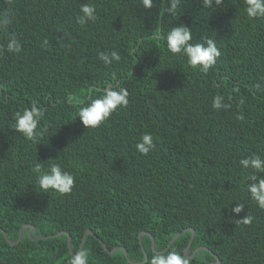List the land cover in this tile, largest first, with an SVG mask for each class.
<instances>
[{
    "label": "trees",
    "instance_id": "obj_1",
    "mask_svg": "<svg viewBox=\"0 0 264 264\" xmlns=\"http://www.w3.org/2000/svg\"><path fill=\"white\" fill-rule=\"evenodd\" d=\"M82 3L95 6V22L76 23ZM153 5L0 0V14L12 17L0 45L10 35L22 45L19 54L0 52V95L8 98L0 103V264H67L87 230L80 249L89 264H144L169 246L185 255L191 234V264H264V209L249 197L251 170L239 165L264 158V19L246 16L245 0L216 9L185 0L179 17L164 12L166 0ZM181 23L192 43H217L221 56L207 74L167 51L164 37ZM112 50L121 60L105 66L99 53ZM117 83L128 106L85 128L79 108ZM216 95L226 108H212ZM33 103L46 109L37 141L13 127ZM145 133L156 146L142 155L136 144ZM37 161L42 172L58 163L72 173L73 191L40 193ZM236 204L245 206L239 214ZM102 244L124 247L127 257Z\"/></svg>",
    "mask_w": 264,
    "mask_h": 264
},
{
    "label": "clouds",
    "instance_id": "obj_2",
    "mask_svg": "<svg viewBox=\"0 0 264 264\" xmlns=\"http://www.w3.org/2000/svg\"><path fill=\"white\" fill-rule=\"evenodd\" d=\"M144 9L153 8V0H140ZM167 6L164 12L172 17H179L182 5L185 0H166ZM202 8L216 9L224 4V0H201ZM245 14L251 20L264 19V0H245ZM97 19V10L92 3H82L79 14L75 17L76 23L81 26L89 22H95ZM12 23L10 13L0 14V31H6ZM192 29L182 23L176 27L170 28L164 40L167 51L173 56L186 58L187 63L198 68L200 72L207 74L217 63L221 56L217 43L208 38L203 42L192 43ZM7 51L12 54H19L22 51L21 42L14 36L10 35L7 42L0 45V52ZM99 59L105 66H111L114 62L121 60L118 51L99 53ZM112 78L116 79L117 74L112 73ZM259 87V85H257ZM239 91L238 88L233 89ZM129 92L127 88L109 84L103 89L102 95L98 98H89L85 105L79 108L77 117L85 128H97L102 125L108 118L119 108L128 106ZM224 97L216 95L213 97L212 108L221 110L227 105L223 103ZM8 98L0 95V103H7ZM243 103V101H241ZM46 109L37 106L35 103L25 107L22 112L15 114V123L13 125L16 132L22 134L23 138L29 141H37L43 136L41 121L45 117ZM153 136L145 133L141 136L140 142L136 144V150L147 155L155 148ZM239 165L243 170H251L248 179L247 191L249 197L260 209H264V178L258 176L264 173V158L253 154L252 156L239 160ZM42 165L37 161L32 168L34 173L39 175L36 182L41 190L40 193H46L49 190L61 195L70 194L73 191L75 179L72 173L65 171L60 164H52L46 172L41 171ZM245 209L243 204H236L232 212L239 214ZM245 225L252 224L254 217L244 215L241 219ZM67 264H89V254L87 250L80 249L75 251L67 261ZM144 264H191V258L181 254L175 247L169 246L167 249L154 251L150 257H145Z\"/></svg>",
    "mask_w": 264,
    "mask_h": 264
},
{
    "label": "water",
    "instance_id": "obj_3",
    "mask_svg": "<svg viewBox=\"0 0 264 264\" xmlns=\"http://www.w3.org/2000/svg\"><path fill=\"white\" fill-rule=\"evenodd\" d=\"M26 226H27V224H24V225L21 226V228H20V230H19V236H18V239H17L16 241H10V240H8V242H9L10 244H16V243L21 239V236H22V230H23V228L26 227ZM32 231H33V226H31V229H30V231H29V235H31V232H32ZM61 232H63V231L57 232V233L54 234V235H57V234H59V233H61ZM86 234H92V232H91L90 230H87V231L85 232V234H84V236H83V239H82V243H83V241H84V238H85ZM179 234H180V232L176 233V234L171 238V240H170V242L168 243V245H170L171 242H172V241H173V240H174ZM192 235H193V234H191L190 240H189L187 246H186L185 249H184V254H185V255H186L187 249H188V247H189V245H190V241H191ZM49 236H50V235H49ZM5 237H6V236H5ZM31 238H32V237H31ZM32 239H37V238H34V237H33ZM139 242L141 243V240H140V234H139ZM82 243H81V245H82ZM67 245H68V247H69V249H70L69 236H68V243H67ZM81 245H80V247H81ZM102 245H103V248H104L108 253H111V252H113V251H115V250H117V249H122V250L124 251V255L127 257V252H126V250H125L124 247L116 246V247H114L113 249L109 250V249H107V247H106L104 244H102ZM151 245H152V248H153V250H154V241H153L152 236H151ZM80 247H79L78 250H80ZM202 248H203V247H202ZM197 249H198V248H197ZM197 249H195V250L193 251V253L191 254V256L196 252ZM154 251H155V250H154ZM70 252L73 254V252H72L71 249H70ZM145 257H146V256H145ZM215 258L217 259V256H215ZM217 262H218V259L215 260V261L209 262L208 264H213V263H217ZM138 264H139V263H138Z\"/></svg>",
    "mask_w": 264,
    "mask_h": 264
}]
</instances>
